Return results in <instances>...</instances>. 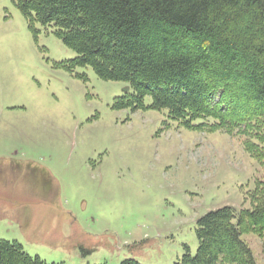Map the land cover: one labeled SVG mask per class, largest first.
<instances>
[{"label":"rangeland","instance_id":"374dc122","mask_svg":"<svg viewBox=\"0 0 264 264\" xmlns=\"http://www.w3.org/2000/svg\"><path fill=\"white\" fill-rule=\"evenodd\" d=\"M75 57L0 0V242L47 264H174L202 216L251 208L263 171L239 138L117 110L128 86L64 69ZM242 238L264 264V241Z\"/></svg>","mask_w":264,"mask_h":264},{"label":"trees","instance_id":"16d2710c","mask_svg":"<svg viewBox=\"0 0 264 264\" xmlns=\"http://www.w3.org/2000/svg\"><path fill=\"white\" fill-rule=\"evenodd\" d=\"M31 25L54 29L91 68L128 86L114 108L166 111L179 127L242 141L263 171L250 209L223 207L197 221L198 248L174 264H258L243 236L264 241V0H12ZM150 99L148 106L144 105ZM0 264H47L0 242ZM121 264H139L126 260Z\"/></svg>","mask_w":264,"mask_h":264}]
</instances>
